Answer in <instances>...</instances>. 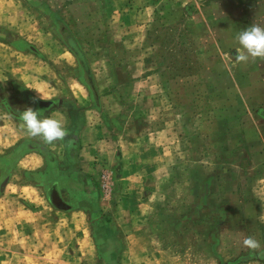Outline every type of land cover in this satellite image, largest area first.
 <instances>
[{
  "label": "rangeland",
  "instance_id": "374dc122",
  "mask_svg": "<svg viewBox=\"0 0 264 264\" xmlns=\"http://www.w3.org/2000/svg\"><path fill=\"white\" fill-rule=\"evenodd\" d=\"M252 25L264 0H0V264H264V60L234 61ZM38 92L122 149L93 212L57 211L48 175L14 169L27 140L62 153L6 108Z\"/></svg>",
  "mask_w": 264,
  "mask_h": 264
},
{
  "label": "crops",
  "instance_id": "0c3cea01",
  "mask_svg": "<svg viewBox=\"0 0 264 264\" xmlns=\"http://www.w3.org/2000/svg\"><path fill=\"white\" fill-rule=\"evenodd\" d=\"M146 64L151 65V61L148 60ZM32 96L38 98L34 94ZM99 96L101 102L103 96L101 94ZM38 99L41 102L51 101ZM61 108L62 106L54 107L46 116L59 119L67 129L65 136L67 140L63 139V143L59 140L58 143L62 153H56L53 148L44 147L37 144L38 142L27 140L18 145L13 152V154L19 155L14 169L22 168L23 177L28 181L33 177L41 180L42 175H48L49 177H47L50 179V186L47 189L48 202L57 211L71 213L89 210L93 212L96 207L98 208L97 202H95L97 199L96 186L99 183V178L103 175L102 169L103 167L105 169L114 167L119 162V153L122 149H118L116 142L100 141L103 131L96 127L95 122L88 116L91 111L70 108L69 112L63 114ZM98 108L100 106L95 107L96 110ZM95 141H97L96 144ZM26 144L38 148L29 149L25 146ZM40 146L44 148L43 152L39 149ZM12 178L13 174L5 180L8 182L3 191L0 188L2 193L0 197L5 196L11 187ZM52 201L55 205L67 209L57 208Z\"/></svg>",
  "mask_w": 264,
  "mask_h": 264
},
{
  "label": "clouds",
  "instance_id": "9594fccd",
  "mask_svg": "<svg viewBox=\"0 0 264 264\" xmlns=\"http://www.w3.org/2000/svg\"><path fill=\"white\" fill-rule=\"evenodd\" d=\"M235 39L240 45V49L236 50L235 62H247L250 58L264 60V27L252 25L238 32ZM39 94L40 99L52 100V97L47 94ZM17 119L28 136L38 137L45 144L63 140L67 135V129L61 121L53 116H45L43 109L34 110L32 107H27L19 112ZM242 243L248 250L258 251L261 248L260 242L252 236L245 237Z\"/></svg>",
  "mask_w": 264,
  "mask_h": 264
},
{
  "label": "trees",
  "instance_id": "16d2710c",
  "mask_svg": "<svg viewBox=\"0 0 264 264\" xmlns=\"http://www.w3.org/2000/svg\"><path fill=\"white\" fill-rule=\"evenodd\" d=\"M66 43H67L68 47L70 48V51L77 57L79 63L82 65L84 71H86L90 75L91 70H90V66L88 64L87 57L84 54V52L82 51V49L79 47V45L77 44L76 40L72 36H70V37L66 38ZM84 84H86V86L88 88L90 87L86 82H84ZM92 85H93V83H92ZM22 89L23 88L21 87L20 90H22ZM28 96H29V100L33 99L34 101L40 102V100L38 98H36L30 94Z\"/></svg>",
  "mask_w": 264,
  "mask_h": 264
},
{
  "label": "flooded vegetation",
  "instance_id": "af4514ba",
  "mask_svg": "<svg viewBox=\"0 0 264 264\" xmlns=\"http://www.w3.org/2000/svg\"><path fill=\"white\" fill-rule=\"evenodd\" d=\"M0 95H1V97H3V93L1 92V90H0ZM31 101V103H32V108L35 110V109H43L44 110V115L45 114H47L48 112H50L54 107H56V106H62V107H64V106H66V105H68V103L66 102V101H63V100H58V101H50V103L47 105V104H45V102H39V101H34L33 99L32 100H30ZM6 104V103H5ZM7 105V104H6ZM8 106V105H7ZM17 117H18V115H15V118L17 119ZM18 120V119H17ZM19 121V120H18ZM64 140H67V139H65V137L63 138ZM64 140H61L62 141V143L64 142ZM69 144V143H68ZM27 148H29V149H37L38 147L37 146H33V145H31V144H26L25 145ZM71 147V146H70ZM42 152H43V147H41L40 146V148H39Z\"/></svg>",
  "mask_w": 264,
  "mask_h": 264
},
{
  "label": "water",
  "instance_id": "95a60500",
  "mask_svg": "<svg viewBox=\"0 0 264 264\" xmlns=\"http://www.w3.org/2000/svg\"><path fill=\"white\" fill-rule=\"evenodd\" d=\"M50 102H45V104H49ZM6 108H7V110H8V112L10 113V114H12L13 116H15L14 115V113L9 109V107L6 105ZM7 182H8V180L7 181H5L3 184H1V186H0V188H1V190L3 191V189H4V187L6 186V184H7ZM52 203H53V201H52ZM54 205H55V203H53ZM57 208H59V209H67V208H63V207H61V206H57V205H55Z\"/></svg>",
  "mask_w": 264,
  "mask_h": 264
},
{
  "label": "bare ground",
  "instance_id": "6f19581e",
  "mask_svg": "<svg viewBox=\"0 0 264 264\" xmlns=\"http://www.w3.org/2000/svg\"><path fill=\"white\" fill-rule=\"evenodd\" d=\"M73 88H74V90L76 91V93H77L81 98L84 97V92L82 91V88H81V87L76 86V84H75Z\"/></svg>",
  "mask_w": 264,
  "mask_h": 264
}]
</instances>
